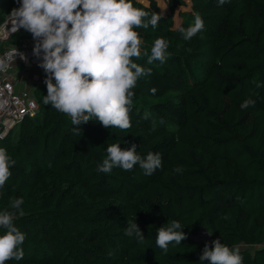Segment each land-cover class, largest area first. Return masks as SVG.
Segmentation results:
<instances>
[{
	"label": "trees",
	"instance_id": "trees-1",
	"mask_svg": "<svg viewBox=\"0 0 264 264\" xmlns=\"http://www.w3.org/2000/svg\"><path fill=\"white\" fill-rule=\"evenodd\" d=\"M172 2L185 4L168 0L170 9ZM133 3L162 15L155 30L136 29L142 53L150 54L157 38L169 49L164 64H148L143 55L136 61L152 74L133 90L132 127L121 132L89 121L77 135L70 117L43 103L47 88L40 82L32 87L35 115L0 138L16 162L0 189V211L24 200V215L14 219L26 236L24 258L7 264H208L199 257L217 238L249 245L243 264H264V0H189L176 22L155 0ZM12 4L0 0V23ZM196 15L204 29L184 40L179 29ZM26 34L0 48L20 45ZM245 99L254 104L241 108ZM113 143L136 144L142 157L162 152L164 163L151 175L139 165L100 173ZM135 219L142 242L125 235ZM170 220L187 238L165 253L155 240ZM203 228L211 239L194 240Z\"/></svg>",
	"mask_w": 264,
	"mask_h": 264
},
{
	"label": "clouds",
	"instance_id": "clouds-1",
	"mask_svg": "<svg viewBox=\"0 0 264 264\" xmlns=\"http://www.w3.org/2000/svg\"><path fill=\"white\" fill-rule=\"evenodd\" d=\"M18 3L19 7L12 12L15 18L12 30L23 28L36 41L33 54L40 58L39 67L46 73L47 94L43 103L70 117L77 135H81L80 126L89 121L121 132L131 128L133 90L141 77L152 74L150 68L136 61L143 55L148 64L154 61L164 64L169 49L165 38H157L150 54L142 53L143 39L136 29L151 26L155 30L162 15L134 6L133 0H18ZM203 29L204 22L196 15L193 24L179 31L184 40H191ZM16 56L27 59L16 49L7 59H0V72ZM252 104L253 100L245 99L241 108ZM156 124L153 121V129ZM106 152V158L97 165L100 173L109 174L114 167L131 171L139 165L145 175H151L161 167L158 153L149 152L142 157L136 144L123 148L113 143ZM15 163L7 150L0 147V189L11 177ZM23 204V198H15L8 208L0 211V229L4 230L0 234V264L24 258L22 245L26 236L14 223L17 215H24ZM125 235L141 242L145 239L136 219L127 221ZM186 238L181 223L170 220L157 229L155 243L167 253L170 244L179 245ZM199 261L243 264V256L239 247H229L217 238L205 244Z\"/></svg>",
	"mask_w": 264,
	"mask_h": 264
},
{
	"label": "built area",
	"instance_id": "built-area-1",
	"mask_svg": "<svg viewBox=\"0 0 264 264\" xmlns=\"http://www.w3.org/2000/svg\"><path fill=\"white\" fill-rule=\"evenodd\" d=\"M14 16H7L0 23V37L16 35L18 32L24 31L27 34L22 38L20 45H7L0 48V59H7L8 54L18 49L26 56V60L20 59L16 56L15 59L8 61V67L5 71L0 72V138H4L10 130L18 125L26 116H34L38 110V102L33 95L32 87L23 85V74L30 68L39 67L40 58L33 54V48L36 41L33 39L31 33L19 28L18 31L13 32ZM1 42V41H0ZM42 73L38 79L46 78V73L42 68ZM37 79V78H36ZM33 86L38 84L34 82ZM18 88L15 90V85ZM22 84V87L20 85ZM209 235L208 230L200 229L192 238L205 239ZM264 245V242H263Z\"/></svg>",
	"mask_w": 264,
	"mask_h": 264
},
{
	"label": "rangeland",
	"instance_id": "rangeland-1",
	"mask_svg": "<svg viewBox=\"0 0 264 264\" xmlns=\"http://www.w3.org/2000/svg\"><path fill=\"white\" fill-rule=\"evenodd\" d=\"M143 1L146 2V3L149 2V0H143ZM155 1L157 2V4H158V6H159V8H160V10L162 12V14L168 15V14H170L172 12V14H173V18L172 19L174 20V22H176V20L178 18V12H179V10L180 9H184L185 10V9H187V5H189L188 4L189 0H184L185 1V4L184 5H179L177 3L174 4L172 2L171 4H173V6L170 9L169 8V5H167L168 0H155ZM12 2H13V4L10 7L6 8L3 11L4 19L7 16H13V14H12L13 10L19 7L18 0H12ZM161 3L163 4V6H161ZM23 76H25V72H24ZM18 85L19 84H16L15 85V90L18 88ZM21 87H22V84L20 85L19 88H21ZM262 100H263V97H259L258 101L260 102ZM160 154H161L160 158H161V165H162L164 163V155H163L162 152H160ZM209 239H211V236L208 235L205 239H201V240H209ZM196 240H200V238H196ZM228 246L229 247H239L241 251L244 250V249H249L250 248L249 245H247V244H245L243 242H233V243H229Z\"/></svg>",
	"mask_w": 264,
	"mask_h": 264
},
{
	"label": "crops",
	"instance_id": "crops-1",
	"mask_svg": "<svg viewBox=\"0 0 264 264\" xmlns=\"http://www.w3.org/2000/svg\"><path fill=\"white\" fill-rule=\"evenodd\" d=\"M188 9V6H187ZM42 73V70L38 67L30 68L28 71L25 72V76H23L22 84L28 85L29 87H33V80L36 79L34 82L40 83L45 80L44 77L38 79V76Z\"/></svg>",
	"mask_w": 264,
	"mask_h": 264
},
{
	"label": "water",
	"instance_id": "water-1",
	"mask_svg": "<svg viewBox=\"0 0 264 264\" xmlns=\"http://www.w3.org/2000/svg\"><path fill=\"white\" fill-rule=\"evenodd\" d=\"M10 38V35L0 37V41L7 42Z\"/></svg>",
	"mask_w": 264,
	"mask_h": 264
}]
</instances>
